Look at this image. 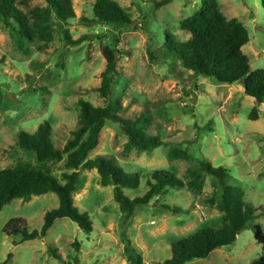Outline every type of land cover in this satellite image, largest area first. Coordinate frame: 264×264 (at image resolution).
Masks as SVG:
<instances>
[{"label": "rangeland", "instance_id": "obj_1", "mask_svg": "<svg viewBox=\"0 0 264 264\" xmlns=\"http://www.w3.org/2000/svg\"><path fill=\"white\" fill-rule=\"evenodd\" d=\"M116 1L132 24L84 22V17H94L96 0H73L77 17L67 27L74 39L85 35L89 39L68 44L61 22L53 16V42L43 50L39 43H30V53L18 48L0 19V167L19 161L37 163L34 153L18 145L21 131L35 132L49 120L55 144L63 147L78 127L79 100L105 104L97 88L107 64L103 46L113 47L120 53L109 99L123 103L125 117L146 114L147 131L165 144L153 153L127 151L128 136L119 123L110 121L89 157L105 155L128 172H140V187L125 190L131 198L149 190L147 180L158 169L171 170L187 182L188 168L199 167L204 159L228 167V183L243 187L246 201L254 208L255 227L244 230L234 244L188 264H251L264 256V104L247 95L241 83L197 76L168 52L167 37L182 41L191 37L181 21L200 9L202 0H171L163 6H157L161 0ZM218 1L228 18L236 17L248 28L250 41L243 51L252 69L264 68L263 0ZM37 5L45 6L46 0L29 1V6ZM254 106L259 108L258 120L249 116ZM174 147L183 148L190 157L170 158ZM64 163L51 165L60 179L64 172L73 171ZM100 180L96 169H81L73 193L76 205L93 220L91 234L65 217L57 219L44 238L22 241L6 233L8 221L23 217L31 231L41 229L45 214L60 205L59 196L49 192L6 205L0 213V264H138L130 255H141L142 264H161L172 257L174 241L223 222L224 212L212 203L222 197L223 187L212 175H206L199 189H170L138 207L134 216L116 201L114 184L105 186ZM163 204L182 211L173 212Z\"/></svg>", "mask_w": 264, "mask_h": 264}, {"label": "trees", "instance_id": "obj_2", "mask_svg": "<svg viewBox=\"0 0 264 264\" xmlns=\"http://www.w3.org/2000/svg\"><path fill=\"white\" fill-rule=\"evenodd\" d=\"M30 0H0V19L10 29L19 49L30 53V43H39V50L53 42V16L61 22L59 25L68 44H80L89 36L74 39L67 25L77 17L73 0H46V5L29 6ZM161 0L157 6L170 3ZM27 6V9L21 8ZM264 5V0H263ZM94 17H84V22L103 25L128 26L133 20L116 0H96ZM181 28L191 34L187 40H177L174 36L166 38V47L171 56L182 62L184 67L194 71L197 76L211 77L221 83H241L245 93L259 104H264V68L253 70L249 56L243 47L250 41L246 25L238 18H228L222 11L218 0H202L200 9L181 21ZM120 51L104 45L103 54L106 68L102 73L101 85L97 88L106 100L104 105H95L88 99L79 100L78 127L71 133L63 147L55 144L53 127L49 120L42 122L35 132L21 131L18 145L35 154L37 163L19 161L7 168L0 167V213L15 199L30 200L34 195L54 192L59 196L60 205L45 214L41 229L30 230L23 217H13L5 226L9 235L20 236L22 241L42 239L59 218H70L82 230L91 234L94 223L89 214L76 205L73 193L77 190L81 169H96L101 184L115 186V199L124 211L134 216L138 207L149 205L157 196L167 194L170 189L188 187L196 190L203 186L206 175L215 177L223 187L219 201L212 203L224 212L220 226L201 228L195 233L172 243V257L161 264H188L207 258L219 248L234 244L238 236L247 229H254L257 218L253 206L246 201L245 189L228 183L231 173L228 167L214 165L204 159L199 167H189V180L185 182L174 172L167 169L154 171L147 180L149 190L141 196L131 198L126 189H137L141 185L140 172H128L113 159L105 155L89 157L100 142L102 129L108 122L120 124L128 136L127 151L136 149L153 153L165 144L159 135L150 134L146 127L149 117L142 114L136 118L122 115L124 110L120 100L111 101L110 94L114 77L118 73L117 65ZM40 90H42L40 88ZM39 89H34V92ZM250 119H259V108L254 106ZM212 130V127L207 128ZM170 158H189V153L181 147L172 148ZM64 161L66 168L60 179L53 171V163ZM165 209L181 212L182 208L163 204ZM79 246V242L76 243ZM131 261L142 264V256ZM73 264H80L76 261ZM251 264H264V256Z\"/></svg>", "mask_w": 264, "mask_h": 264}]
</instances>
